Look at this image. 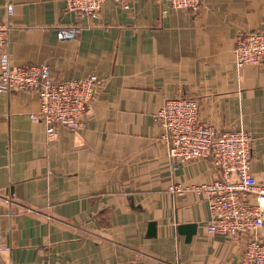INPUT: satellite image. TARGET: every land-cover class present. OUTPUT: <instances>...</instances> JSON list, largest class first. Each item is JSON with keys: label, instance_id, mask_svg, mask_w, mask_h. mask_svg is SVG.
<instances>
[{"label": "crops", "instance_id": "crops-1", "mask_svg": "<svg viewBox=\"0 0 264 264\" xmlns=\"http://www.w3.org/2000/svg\"><path fill=\"white\" fill-rule=\"evenodd\" d=\"M11 7L10 17L6 8ZM9 65H46L60 80L103 83L82 129L48 139L34 92L0 94V237L10 264H238L242 243L207 232L196 188L206 159L167 157L155 115L166 99L252 139L249 171L264 187V63L237 69L234 39L264 32V0H200L197 12L151 0H105L80 19L64 0H0ZM76 25L72 41L60 27ZM173 189V190H172ZM264 242V225L258 232Z\"/></svg>", "mask_w": 264, "mask_h": 264}, {"label": "built area", "instance_id": "built-area-1", "mask_svg": "<svg viewBox=\"0 0 264 264\" xmlns=\"http://www.w3.org/2000/svg\"><path fill=\"white\" fill-rule=\"evenodd\" d=\"M105 0H64L67 12L80 19L99 18ZM128 9L129 0H112ZM167 4L173 10L195 13L200 0H151ZM12 8H6L10 17ZM9 25L0 24V94L34 92L39 99L38 114L31 119L45 126L48 139L57 135L56 128L80 131L89 117L103 83L94 75L57 79L46 65H9L3 54ZM76 25L56 31L59 42L72 41L79 34ZM237 69L264 63V32H241L235 36L232 50ZM198 102L188 97L166 99L155 115L162 131L167 157L176 163L206 159L216 173V179L196 190L203 195L208 208V233L222 235L242 243L238 264H264V242L258 232L264 225V187L250 174L252 139L240 128L218 127L203 123L198 117ZM173 190V189H172ZM0 264L9 263V245L0 237ZM132 264H146L134 260Z\"/></svg>", "mask_w": 264, "mask_h": 264}]
</instances>
